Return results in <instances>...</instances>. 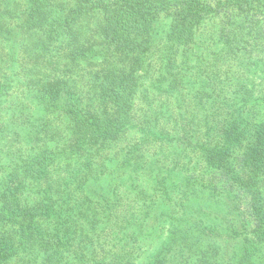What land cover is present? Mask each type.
I'll return each mask as SVG.
<instances>
[{"label":"trees","instance_id":"trees-1","mask_svg":"<svg viewBox=\"0 0 264 264\" xmlns=\"http://www.w3.org/2000/svg\"><path fill=\"white\" fill-rule=\"evenodd\" d=\"M13 61L44 144L0 171V264H264V0H0Z\"/></svg>","mask_w":264,"mask_h":264},{"label":"rangeland","instance_id":"rangeland-1","mask_svg":"<svg viewBox=\"0 0 264 264\" xmlns=\"http://www.w3.org/2000/svg\"><path fill=\"white\" fill-rule=\"evenodd\" d=\"M8 47L9 45H4L5 50H8ZM12 49L13 48L10 47V50ZM0 67H2L1 64ZM3 70L5 72L3 76L1 75L0 79H3L5 83L4 86L0 89L1 91H3L0 98V171H13L15 168L21 170L25 169L27 165L31 163L32 159L37 157V152L41 150V147L44 144L42 143L43 141L36 140L30 132L31 125H36V123L40 122L41 119L34 120L35 116L33 115H29L28 119L17 118V113L19 112L15 110V104L20 98V84L21 81H23V76L20 75L22 78L20 77L19 79V72L17 73L18 75L14 74L16 73L15 61L11 62L9 67H4ZM250 75L257 76V74L254 75L251 73ZM143 83V88H148L149 90L154 89V92L156 94H159L162 90L163 82L161 83V81L160 83H157L161 84L160 86H153L151 85L150 81L147 82L145 80L143 81ZM256 83L257 85H254L253 89L264 90V81H258L256 79L255 84ZM36 115H39L43 118H49L50 120L47 121V123L51 122L52 124H54V126L59 125L58 121L52 119L54 115H51L52 118H50L49 116H44L42 112H37ZM45 141H48V144H46L48 146V149L50 146L55 145L57 142L53 140L51 141L49 138H47ZM50 142L52 143V145H50ZM161 145V143L157 144V146ZM57 146H59V143H57ZM155 158H157V160L159 159V161L155 162L156 164L154 166H148L145 170L143 169L137 171H172L171 169L173 167H176L177 171H179L182 168H184L185 170L189 168L186 164H184V162L187 160L186 157H184V153L181 154L182 161L180 164L173 162V160H171L169 156L160 157L159 155H157ZM73 161L75 162L76 160ZM107 163L108 170L105 171H136L134 170V168H137V165H139L134 164V162L127 158V156L124 155V152L117 153L112 157L111 160H108ZM96 171L102 170L97 169Z\"/></svg>","mask_w":264,"mask_h":264}]
</instances>
